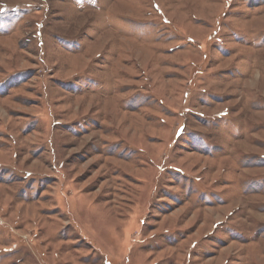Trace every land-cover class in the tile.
Listing matches in <instances>:
<instances>
[{
  "label": "rangeland",
  "instance_id": "374dc122",
  "mask_svg": "<svg viewBox=\"0 0 264 264\" xmlns=\"http://www.w3.org/2000/svg\"><path fill=\"white\" fill-rule=\"evenodd\" d=\"M0 264H264V0H0Z\"/></svg>",
  "mask_w": 264,
  "mask_h": 264
}]
</instances>
